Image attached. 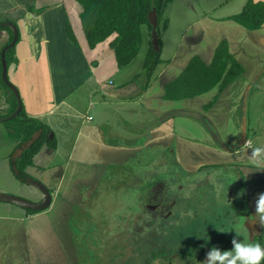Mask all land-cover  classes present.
Masks as SVG:
<instances>
[{"label":"crops","instance_id":"0c3cea01","mask_svg":"<svg viewBox=\"0 0 264 264\" xmlns=\"http://www.w3.org/2000/svg\"><path fill=\"white\" fill-rule=\"evenodd\" d=\"M80 12L76 0H0V22L9 21L18 30L11 60V83L18 89L27 115L47 125L57 141L55 149L42 147L32 164L25 168L27 175L53 188L51 205L29 214L27 209L20 213L16 205L0 202V264H79L69 227V211L82 206L95 192L86 187L95 184L98 171L94 167L95 171L88 173L84 169L86 161L110 164L118 156L142 151L143 145L132 147L110 141L109 116H120L119 105L140 104L157 118L143 135L144 145L149 144L147 149L152 146L166 149L172 145L179 165L192 172L204 166L230 164L235 173L249 181L248 199L257 203L264 194V169H255L249 147L264 148V23L259 29H246L243 40L232 42L236 38H230L229 50L243 73L205 110L203 106L217 95V88L181 101L164 100L163 89L192 56L198 55L203 62L210 63L217 44L196 47L192 43L187 48L177 44L170 58H162L164 63L156 68L144 87L142 61L149 46L147 27L143 26L144 36L148 38L144 59L133 73L127 69L130 63L117 65L110 47L116 34L93 48L88 46ZM67 24L77 44L67 36ZM197 29L195 36L203 31L201 27ZM4 35L8 32L4 31ZM205 49L208 51L204 54ZM253 89H258L262 97H254L253 105L260 104V111L251 130L253 136L249 138L245 125L247 102ZM0 97L5 100L3 110L7 111L10 102L3 89ZM178 117L192 118L200 126V133L191 134L189 127L179 125ZM105 123L109 124L108 129ZM67 138L69 145L63 149ZM64 150L65 163H53V158L59 160ZM51 222V230L56 232L50 238L43 223ZM50 239L58 242L59 252H51ZM21 241L28 254L24 263L18 259Z\"/></svg>","mask_w":264,"mask_h":264},{"label":"rangeland","instance_id":"374dc122","mask_svg":"<svg viewBox=\"0 0 264 264\" xmlns=\"http://www.w3.org/2000/svg\"><path fill=\"white\" fill-rule=\"evenodd\" d=\"M247 1L168 0L157 25L162 44L160 57L170 58L179 43L183 48L192 46V43L196 47L213 46L224 39L229 47L230 38H236L232 42L243 40L246 28L224 18L241 11ZM2 27L0 53L3 44L9 39L8 29ZM199 27L204 32L195 36L194 33H197ZM141 29L143 32L144 27ZM4 31L6 34L8 32L7 36ZM144 35L143 32L141 48L127 66L133 73L139 70L141 60L144 59V47L148 42ZM147 35L150 40L148 32ZM207 51L205 49L204 54ZM10 68L9 61L7 76L11 82ZM1 83L0 81V85ZM260 95L258 89H253L248 98L245 129L249 138L253 136L251 130L260 111V104L253 105L254 97L259 99ZM4 102L0 97V116L7 113L3 110ZM117 109H121L118 111L119 117L116 118L115 114L109 116L112 127L109 131L110 141L132 147L143 145L142 151L128 155L123 153L122 158L118 156L114 159L120 160H112L110 164L103 165L101 162L104 161H86L84 169L88 173L97 170L98 176L93 181L94 185L86 187L95 192L90 194L82 206H76L69 211V227L78 263L203 264L190 259V252L202 250L206 253L213 247L222 251L230 250L232 239L236 236L234 229L240 227L247 234L246 220L251 215V209L255 210L257 206L256 202L247 198L249 181L242 174L235 173L230 164L220 167L204 166L196 172L188 171L179 165L172 145L166 149L163 146L147 149L149 144L144 145L143 135L146 130L151 129L157 118H153L140 104L119 105ZM176 121L179 125L189 127L191 134L200 133V126L192 118L178 117ZM10 124L8 120L0 121V194L38 201L43 198L42 192L14 176L11 155L17 147L13 148L14 145L8 137ZM108 125L104 124L106 129ZM68 145L69 140L65 142V146L63 143V149ZM53 161L65 163L66 150L61 153L59 160L54 157ZM156 184L160 186V190L154 193L155 198H160L161 194L166 195L165 200L172 197V202L170 200L168 204L171 202L170 205L174 206L168 212V208L159 207L156 213H146L143 194L146 192V196L152 198L150 190L153 191ZM49 190L54 195L53 188ZM16 208L20 213L25 210L19 206ZM43 224L50 238L51 235L54 236L56 231L51 230L52 222ZM205 233L209 238L207 242L198 237ZM50 240L51 252H59L58 242L55 239ZM20 245L18 259L24 263L28 254L23 250L22 241ZM156 254L162 257H155Z\"/></svg>","mask_w":264,"mask_h":264},{"label":"trees","instance_id":"16d2710c","mask_svg":"<svg viewBox=\"0 0 264 264\" xmlns=\"http://www.w3.org/2000/svg\"><path fill=\"white\" fill-rule=\"evenodd\" d=\"M76 1L81 6L79 16L88 46L93 48L112 34H116L110 42V47L115 53L118 67H123L130 63L140 49L142 42L141 27L146 26L150 35L151 26L147 18L149 11L155 8L159 21L162 9L168 0ZM224 19L232 20L248 30L259 29L264 23V2L248 0L241 11ZM0 27H2L1 22ZM2 28L9 31V39L5 43L6 45L12 39V30L9 27ZM66 34L73 43L77 44L69 24L66 26ZM157 34V45H153L151 39L149 40V46L143 61V74L146 78L144 87L149 84L148 82L154 75L156 68L161 63H164L160 57L162 44L158 30ZM13 52L14 46L6 51L7 66L9 61L11 62L12 60ZM242 73V66L230 52L227 41L223 39L215 47L210 63L206 64L198 55L192 56L186 67L174 79L165 84L162 98L164 100L181 101L217 88V95L203 106V109L207 110L215 102L218 94ZM0 81L2 82L0 89L5 91L8 96V102H10L7 113L2 116H8L16 108L17 101L13 92L1 77ZM8 121L11 123L8 137L15 142L14 148L20 146L35 131L41 129L39 137L14 162L19 172L15 177L21 180L27 176L25 168L32 164L34 155L44 146L55 149L57 141L51 129L39 119L28 116L24 107L21 108L16 117ZM27 212L32 214L38 211L27 209Z\"/></svg>","mask_w":264,"mask_h":264},{"label":"water","instance_id":"95a60500","mask_svg":"<svg viewBox=\"0 0 264 264\" xmlns=\"http://www.w3.org/2000/svg\"><path fill=\"white\" fill-rule=\"evenodd\" d=\"M147 18H148V22L151 26V31H150L151 42L153 43V45L156 46L158 43V34H157V30H156L157 25H158V16H157L155 8H152V10L149 11ZM2 26H4V27L7 26V27L11 28L12 39L8 44H6L2 48L1 53H0L1 78L5 82V84L9 87V89L13 92L14 96L16 97V101H17V106L11 114H9L8 116H5V117H0V121H6V120H9V119L16 117L19 114V112L22 108V101H21L18 89L16 88V86L14 84H12L9 81V78L7 76V63H6V59H5L6 51L10 47H13L17 41L18 30H17L16 25L9 22V21L2 22ZM40 133H41V129L35 131L28 140H26L19 147H17L14 150L13 155H11L12 161L15 162V160L20 157L21 153L25 149L30 147L31 144L39 137ZM13 170H14V174L18 175L19 172H18V169H17L15 163L13 165ZM23 180L25 182H27L28 184L35 186L38 190H40L42 192V194H43L42 200L37 201V202H32V201L24 200V199H21V198L12 196V195L0 194V202L12 203V204L19 206L21 208L32 209L35 211H41V210L47 209L51 205V202H52V195L50 193L49 188L45 184H43L42 182L32 178L29 175L24 177Z\"/></svg>","mask_w":264,"mask_h":264},{"label":"clouds","instance_id":"9594fccd","mask_svg":"<svg viewBox=\"0 0 264 264\" xmlns=\"http://www.w3.org/2000/svg\"><path fill=\"white\" fill-rule=\"evenodd\" d=\"M251 159L253 165L257 166L255 169H264L260 167L264 165V148L252 147ZM256 212L260 222L264 223V194H261L257 200ZM224 231V230H221ZM236 236L232 239V248L230 250L222 251L217 247H213L207 253V259L203 264H262L264 261V245L259 242L251 241L242 228L234 229ZM198 237L209 239L205 234Z\"/></svg>","mask_w":264,"mask_h":264},{"label":"flooded vegetation","instance_id":"af4514ba","mask_svg":"<svg viewBox=\"0 0 264 264\" xmlns=\"http://www.w3.org/2000/svg\"><path fill=\"white\" fill-rule=\"evenodd\" d=\"M248 184L249 183H247V185ZM156 186L157 187H153L152 186L153 187V191L150 190V193H151L150 196H152V198H148V196H146V192H144V194H143V198H145L144 205H145V207H147V210H146V208H144L146 213H148V212L149 213H152V212L156 213L157 209L159 207H161L162 209H165V208L167 209L168 208V210H167V212H168L174 206V204L170 205L171 202H172V197H170L168 200H165V196L166 195H162L161 194L160 198L159 197L157 199L155 198L156 195H154V193L160 190V186L157 185V184H156ZM170 200H171V202L168 204V202ZM148 202H150V204ZM167 212H166V214H167ZM171 214H172V212L169 215H171ZM165 216L162 215V217H165ZM257 217H258V215H257L256 209L255 210L251 209V215H249L247 220H246L247 235H248V238L251 241L259 242L262 245H264V223L260 222L259 217L258 218ZM190 253H191V255H189V256L191 258L190 257L189 258L193 259V260H196V262L197 261L198 262H204L207 259V253L208 252L205 253V252H202V250L201 251L198 250V251L190 252ZM162 255L160 256V254H159V256H158V254H156L155 257H162ZM262 264H264V261H262Z\"/></svg>","mask_w":264,"mask_h":264}]
</instances>
